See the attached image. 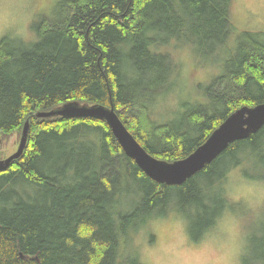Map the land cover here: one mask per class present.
<instances>
[{
	"label": "trees",
	"instance_id": "trees-1",
	"mask_svg": "<svg viewBox=\"0 0 264 264\" xmlns=\"http://www.w3.org/2000/svg\"><path fill=\"white\" fill-rule=\"evenodd\" d=\"M231 5L58 0L52 14L34 25L30 45L17 37L0 39V135H19L29 121L22 155L0 170V264H142L134 248L123 251V239L142 225L140 214L147 220L152 214L146 210L170 201L171 188L179 190L180 204L206 211L211 188L227 182L232 168L264 165L263 125L171 186L148 177L105 120L35 116L68 102L112 104L149 154L166 161L187 156L230 113L264 102V40L243 33L228 49ZM173 38L202 55L224 47L228 67L217 86L205 88L209 104L184 102L176 117L158 122L148 107L178 74L170 52L159 50ZM130 180L142 193L124 213L118 202ZM216 195L225 200L222 191ZM222 204L214 212L223 211ZM261 236L252 249L256 264H264Z\"/></svg>",
	"mask_w": 264,
	"mask_h": 264
},
{
	"label": "rangeland",
	"instance_id": "rangeland-1",
	"mask_svg": "<svg viewBox=\"0 0 264 264\" xmlns=\"http://www.w3.org/2000/svg\"><path fill=\"white\" fill-rule=\"evenodd\" d=\"M56 1L0 0V39L17 37L30 45L35 40L34 25L43 16L52 14ZM230 19L233 28L229 50L234 48L235 39L243 33L255 34L253 38L264 40V0H232ZM159 50L171 53L168 54L177 61L179 71L176 78L170 80L169 88L160 92L148 107L149 114L160 122L176 117L185 107L184 102L192 106L200 102L209 104L205 88L213 83L217 86L218 77L225 73L226 60L229 59L227 50L223 47L202 55L191 43L177 39ZM19 138L15 132L2 138L0 158L15 151L13 146L16 149ZM226 163L224 160L223 165ZM229 172L227 182L211 188L210 200H205L206 211L180 204L182 200L176 196L179 190L171 188L168 203L155 207L153 212L146 210L152 214L147 220L148 215H139L142 225L128 238L124 237L123 251L134 248L142 264H212L208 259L210 248L218 246L224 239V234L213 226L228 212L229 220L235 217L242 225L243 251L238 264H256L257 253L252 249L258 236L262 237L264 232V165L245 164ZM218 191L224 193L223 202L216 195ZM125 192L118 202L124 213L139 200L142 190L137 182L130 180ZM222 203L224 210L217 214L214 208L218 211ZM208 222L213 224L205 227Z\"/></svg>",
	"mask_w": 264,
	"mask_h": 264
},
{
	"label": "water",
	"instance_id": "water-1",
	"mask_svg": "<svg viewBox=\"0 0 264 264\" xmlns=\"http://www.w3.org/2000/svg\"><path fill=\"white\" fill-rule=\"evenodd\" d=\"M37 117H95L103 119L110 127L115 139L137 166L151 179L167 185H180L200 171L206 164L219 156L230 143L243 140L256 133L264 125V102L254 106H241L230 113L206 138L187 156L174 161L158 159L149 154L120 120L114 106L68 102L47 111L37 112ZM29 132L28 118L20 132L14 152L0 158V170L19 158L26 146ZM2 136L0 135V145Z\"/></svg>",
	"mask_w": 264,
	"mask_h": 264
},
{
	"label": "clouds",
	"instance_id": "clouds-1",
	"mask_svg": "<svg viewBox=\"0 0 264 264\" xmlns=\"http://www.w3.org/2000/svg\"><path fill=\"white\" fill-rule=\"evenodd\" d=\"M229 215L225 212L213 226L224 234V239L218 246L210 248L208 259L212 264H238L242 254V225L235 217L229 220Z\"/></svg>",
	"mask_w": 264,
	"mask_h": 264
},
{
	"label": "bare ground",
	"instance_id": "bare-ground-1",
	"mask_svg": "<svg viewBox=\"0 0 264 264\" xmlns=\"http://www.w3.org/2000/svg\"><path fill=\"white\" fill-rule=\"evenodd\" d=\"M15 146V145H14ZM13 146L14 150H15V147ZM17 146V145H16Z\"/></svg>",
	"mask_w": 264,
	"mask_h": 264
}]
</instances>
